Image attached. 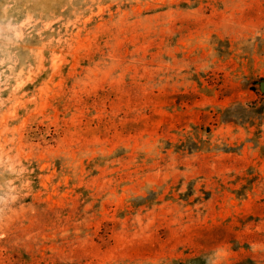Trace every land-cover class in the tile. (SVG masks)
<instances>
[{"label": "rangeland", "instance_id": "374dc122", "mask_svg": "<svg viewBox=\"0 0 264 264\" xmlns=\"http://www.w3.org/2000/svg\"><path fill=\"white\" fill-rule=\"evenodd\" d=\"M0 264H264V0H0Z\"/></svg>", "mask_w": 264, "mask_h": 264}]
</instances>
